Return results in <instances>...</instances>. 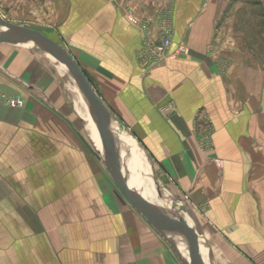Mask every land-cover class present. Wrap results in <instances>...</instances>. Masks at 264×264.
Instances as JSON below:
<instances>
[{
	"label": "crops",
	"instance_id": "obj_1",
	"mask_svg": "<svg viewBox=\"0 0 264 264\" xmlns=\"http://www.w3.org/2000/svg\"><path fill=\"white\" fill-rule=\"evenodd\" d=\"M23 1L27 9L36 3ZM249 1L39 0L43 24L56 29L111 113L116 139L135 144L117 143L123 170L142 176L145 161L149 190L137 198H159L176 212L202 264H264V17L257 34ZM132 19L148 24L155 40L170 33L191 56L144 67L143 32ZM53 78L42 62L0 71V90L25 100L18 111L0 106V264H16L22 243V264H31V222L24 216L17 226L14 218L17 192L31 196L33 133L43 168L55 161L63 173L56 181L71 186L51 225L43 219L44 263L46 255L49 264H183L59 110ZM206 135L212 144L203 150ZM89 136L102 153L105 139ZM121 150L136 154L138 171L125 167Z\"/></svg>",
	"mask_w": 264,
	"mask_h": 264
},
{
	"label": "rangeland",
	"instance_id": "obj_2",
	"mask_svg": "<svg viewBox=\"0 0 264 264\" xmlns=\"http://www.w3.org/2000/svg\"><path fill=\"white\" fill-rule=\"evenodd\" d=\"M34 2L36 3L34 4ZM34 2L33 4L35 6H32L31 8L29 7L30 9H27L25 8V6L27 7L29 3L25 4V1L23 0L18 1V2L16 1L14 3L8 2V0H0V16L2 19H4L7 22L31 27L41 32L43 31L44 34L48 35L49 37L63 44L62 40H60V38L58 37V34L56 33V29L53 27L49 28L48 25L43 24L47 22V19L44 17L45 15L44 16L42 15L41 17L42 10L40 9L39 0H35ZM249 2L252 4V6H254V17L256 20L255 28H256L257 34H260L263 32V30L261 31L260 29L263 28V24L261 22H263V17H264V7H263L264 0H250ZM42 18H44L43 21L41 20ZM254 43H255L254 45L255 48L262 47L261 40L256 39ZM18 44L20 43H17L15 45L10 44V43H0V71L1 70L6 71L7 66L14 64V62L17 68L22 66L25 63L26 64L30 63V65H33V62L35 63L42 62L48 70L49 80H51L53 77L56 78L58 92L56 91L54 95H56L59 99H61V102L59 103L61 107H59V110L62 113H64V115L72 122L71 126L73 127V129H75V131L85 140V142H87L90 148L96 151L94 143L88 134L87 127L85 128L84 123L79 119L78 115L76 114L77 110H76L75 102H73L74 95H72L70 92L73 89V84L69 81V83L66 85L67 81H65L66 82L65 83L60 77V74L62 75V73H65L64 71L63 72L61 71L62 70L61 64L48 52L47 53L50 54L49 56L52 60L49 59L46 52L44 51H41L43 56L40 55L39 52L36 51V50H39L38 47H34L31 44L29 45H26V44L18 45ZM211 48H212L211 50H213L212 46ZM12 55H15V57L11 58ZM189 56H191V49H190V54L188 56H180L176 58H171L168 60H164L162 63L167 62L169 60L185 58ZM12 60H15V61L12 62ZM13 100H16L15 102L19 101L20 103L12 105L11 102ZM0 106H4L12 110L18 111L24 108L25 100L23 97H19V96H8L7 93L0 90ZM53 126L55 127V125ZM16 128H21V126H17ZM32 130H34V127H32ZM16 134L18 135V133ZM17 135L15 136V142H16L15 155L17 158L16 162L22 163L23 162L22 159L19 160V155L24 157V153H22L23 146L21 144L22 137H19ZM32 136H33L32 138L33 140H32V146H31V154H30V157H31V185H30L31 190L30 191L27 189L28 185H26V189H27L26 194L27 192H31V196H30V199H27L26 197V200L24 201L23 193L18 191L17 189L19 199L15 201L16 217L14 219H15V222H17V226L18 224L23 225L24 216H26V219H28L31 222V225H32V260L30 259L31 260L30 263L31 264H46V263L49 264L48 256L46 255L44 256V260L46 261V263H44L42 259L43 253L47 254L46 249H44L42 245L43 239L41 238V234H40L41 227L43 229L42 222L44 219L48 221L49 225H51L50 220L54 221L53 214H56L58 211H60V210L57 211V209H62L61 205L63 201L62 200L63 194L64 193L68 195L71 194L70 192L66 191L67 189H70L71 186H66V184L65 185L59 184V181H56L58 180L60 176H63V173H60V171L56 168L55 161L50 162L47 160L48 161L47 167L43 168L42 160L45 157L44 158L41 157L39 146L38 144H35L36 142L38 143L39 136L37 133L36 134L33 133ZM205 137L207 139V140L205 139V141H207L208 144L206 142L202 144L203 150L207 146H208V149L211 148V144H212L211 142L212 137L210 135H206ZM25 148L27 149V147ZM120 153L122 154V152ZM26 155H27V152H26ZM45 164L46 162H44V165ZM219 167L222 168L223 164L219 165ZM19 192L21 194H19ZM65 203L66 202L64 201V204ZM1 209L7 210V207L5 206ZM24 210H26V214L24 213ZM28 211L29 213L27 215ZM59 215L61 216L62 213H59ZM2 219L7 221L8 218L1 216V221ZM3 235L4 234H2L1 232V240H2ZM3 243H6V241ZM45 247H47V245ZM14 253H15V258H16V264H22L23 259H24V253H25L24 244L23 243L16 244ZM70 255H71L70 253H68L67 255H64V258H65L64 260L71 261ZM68 263L73 264L74 262H68Z\"/></svg>",
	"mask_w": 264,
	"mask_h": 264
},
{
	"label": "water",
	"instance_id": "obj_3",
	"mask_svg": "<svg viewBox=\"0 0 264 264\" xmlns=\"http://www.w3.org/2000/svg\"><path fill=\"white\" fill-rule=\"evenodd\" d=\"M0 43H10L13 45L17 43H20L18 45L31 44L50 53L67 68L74 82L81 89L94 123L105 137L106 148L103 152L93 150L96 158L104 162L108 173L116 184L144 214L157 232L175 249L183 264H202L199 249L191 240L186 225L175 211L158 202L159 198L148 199L145 203V209L140 206V203H137V199H139L137 198L138 194L143 193V189L135 188L131 184L130 175L122 168L118 154L113 117L68 49L63 44L37 29L7 22L1 16Z\"/></svg>",
	"mask_w": 264,
	"mask_h": 264
},
{
	"label": "bare ground",
	"instance_id": "obj_4",
	"mask_svg": "<svg viewBox=\"0 0 264 264\" xmlns=\"http://www.w3.org/2000/svg\"><path fill=\"white\" fill-rule=\"evenodd\" d=\"M60 64H62V63H60ZM61 67H62V70L61 71L63 72L64 69H65L66 72L71 77L69 71L67 70V68L63 64L61 65ZM60 77H61V79L64 82L67 81V83L65 82L66 85L69 83V80L65 76V73H62V75L60 74ZM71 80H72L74 86H73V89L70 92H71L72 95H74V102H75V106H76L77 113L79 112L80 120L84 123L85 128L87 127L88 133L90 135L95 136V137H98V138L105 139V137L98 130L96 124H95V126L93 125L94 121H93V118L91 116L90 110H89V108H88V106H87V104L85 102V99H84V96H83V94L81 92V89L74 82V80H73L72 77H71ZM117 143H118V146H122V147L133 148V146H135V144H131L130 140H128V138H125L124 136H121L120 137V140H117ZM122 154H123V163H124L125 167L127 169H132L134 167V169L135 170L137 169V171H138V168L136 166V162H137L136 161L137 160L136 154L133 151H127V150H122ZM143 162L144 163H143L142 168H141L142 176H139V177H131V181L133 179L134 182H135L134 187L137 188V189H140V188L143 189V191H142L143 193L142 194L145 197H147L149 188H147L148 187V184H147V179H146L145 161H143ZM137 201H138L137 203H140V206L141 207H143L144 209L146 208V204H145L146 203V199L144 197H142L140 195V199H137Z\"/></svg>",
	"mask_w": 264,
	"mask_h": 264
},
{
	"label": "built area",
	"instance_id": "obj_5",
	"mask_svg": "<svg viewBox=\"0 0 264 264\" xmlns=\"http://www.w3.org/2000/svg\"><path fill=\"white\" fill-rule=\"evenodd\" d=\"M133 23L138 25L143 32L142 48L137 54L139 62L146 68H151L155 65L162 63L164 60L176 58L180 56H188L190 49L184 42L174 45L172 35L167 33L163 36L162 40H155L151 36L149 25L139 22L137 19H132ZM11 102L12 105L20 103L19 101ZM219 165L223 162L218 159H214Z\"/></svg>",
	"mask_w": 264,
	"mask_h": 264
}]
</instances>
